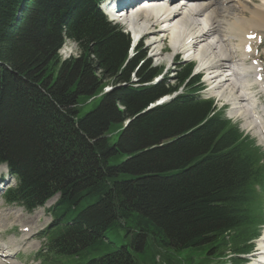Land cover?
Listing matches in <instances>:
<instances>
[{
  "label": "trees",
  "instance_id": "1",
  "mask_svg": "<svg viewBox=\"0 0 264 264\" xmlns=\"http://www.w3.org/2000/svg\"><path fill=\"white\" fill-rule=\"evenodd\" d=\"M99 1L0 0L6 200L33 210L59 195L53 264L241 263L264 225V152L200 97L190 65L152 85L161 70L141 45L128 58ZM66 39L77 58H60Z\"/></svg>",
  "mask_w": 264,
  "mask_h": 264
},
{
  "label": "bare ground",
  "instance_id": "2",
  "mask_svg": "<svg viewBox=\"0 0 264 264\" xmlns=\"http://www.w3.org/2000/svg\"><path fill=\"white\" fill-rule=\"evenodd\" d=\"M157 2L160 3L161 0ZM249 4V0H190L182 6L173 3L171 8L164 5L158 9L144 10L133 17L132 22L134 29L146 30L149 37L166 33H169L172 38L176 36L173 41L171 40L172 50L182 51L187 58L195 57L201 67L207 68L205 82L210 86L208 90L210 95L227 101L231 106V117L243 120L244 128L255 130L264 143V114L259 112L252 94L247 92L250 87L248 82L251 71L241 64L257 49L258 35L255 36V40H248L247 37L264 31V0L261 6L251 8ZM144 5L149 6V1L140 2L138 7L141 8ZM197 26L203 27L202 30L195 31L199 28ZM158 27L161 29L158 30ZM233 38H236V44L235 42L231 44L230 40ZM158 42L155 40L152 43ZM76 47L79 50L77 43ZM248 48H251V54L247 53ZM216 55L220 59L216 60ZM157 56L159 55H153V57ZM239 56L240 59H238ZM228 81L232 82V89L226 85ZM258 85L260 89L263 88L262 82ZM0 169L6 171L5 167ZM50 202L54 201L47 203ZM19 212V210L14 211L13 221L9 223L6 221V224L19 223L21 230L26 232L18 242L13 237L7 242H0V264H18L13 261L16 252L22 249L28 253V249H34L40 245L33 242L32 232L36 229L35 226L33 227V222L31 221L32 225L29 219H26V223H24L25 220L20 222ZM27 241H29L28 244H26ZM257 242L260 253L256 255L258 260L254 261V264H264V230Z\"/></svg>",
  "mask_w": 264,
  "mask_h": 264
},
{
  "label": "rangeland",
  "instance_id": "3",
  "mask_svg": "<svg viewBox=\"0 0 264 264\" xmlns=\"http://www.w3.org/2000/svg\"><path fill=\"white\" fill-rule=\"evenodd\" d=\"M249 1H250L251 4H249L248 6L251 7V8H252V6H254V7L256 6L257 7V5L258 6H261L262 5L261 3H263V0H261V1L260 0H254V1L249 0ZM259 1H260V3H259ZM135 2L139 3L140 0H135ZM256 2H258L259 4H254ZM226 16H228V15H226ZM197 27H199L197 30H200V29L202 30V28H203V27L200 28V26H197ZM124 31L126 32V30H124ZM161 35L155 36V37H150L149 38V42L142 43V47L140 48L139 52L137 53V54H139L140 52L145 51L147 53L146 54V60L147 61H151L150 63H151L152 68H155L157 70H161V73L162 74L160 75V77L158 78V80H161V79L166 80V79H168V81L170 83H172L171 82V79H173V77L175 75L174 68H175V71L176 70L178 71L179 68H181V67H183L184 65H187V64H193V66L195 68H194L192 74L196 75V73H195L196 71L195 70H196V67L197 66H195V63H190V62H192V60L186 61V58H185V55L183 54V52L179 53L180 56L177 59H178V62H180V63L176 64V66H175L174 62H175L176 59L173 58L174 51L172 50L171 44H170V41H169V36L170 35L167 34V33L165 35H163V34H161ZM260 35L262 36L263 43L259 47V54L264 57V53H263V51H264V31L261 32ZM155 40L157 42L160 40L158 42L159 44L158 43L153 44L155 42ZM230 42H231V44L234 43V42L236 44L237 43L236 38L231 39ZM150 44H153V45L151 47H149ZM155 45H157V47ZM136 48L134 49V52H135ZM160 48H163L164 49L163 53L161 55L157 56V57H153V54L155 55L156 51H158ZM134 52L129 53L130 57L134 55ZM76 53H77V47H75V45H73V44H70V43L66 42L64 44L63 48L61 49V51L59 52V55H60V58L62 60H65V59H68V58H76L74 56ZM70 56H73V57H70ZM145 63L146 62H144L143 65ZM241 64L244 65V61L241 62ZM233 71H234V68H233ZM194 75H192V76H194ZM131 78H132V81H135L136 80L133 75H132ZM249 81H250V78H249ZM231 83H232L231 81H228L226 83V85L229 86L230 89L233 88L232 85H231ZM111 84H113V83H109L108 86H107V88H105V89L106 90H109L110 87H111ZM201 85L203 87H205V90L201 93V97L204 98V99H213L214 102H215V104L219 108L225 106L226 107V117L229 118V119L233 118L232 119V122L237 123L240 126V129L244 132V134H246V135L250 136L251 138H253L256 141V146L260 147L261 150L264 151V143L261 142L262 141V137L259 135L261 137V139H260V137L257 135V133L255 132V130H252V132H249V131L245 130V128L243 126V120L240 121V119L237 118V117H231V115H230L231 106L229 108V106H228L229 103H227V101H225L223 99H219L216 96L210 95V92H208L209 89L207 88V87H210V86L208 85L207 82H206V84L205 83H202ZM105 89H104V91H105ZM249 90H251V92H254L255 91L256 94H258L255 86H253V87L251 86V89L249 87L248 91ZM257 96H259V95H257ZM259 101L261 102L262 109L264 110V98L263 97L260 98ZM93 105H94V103L83 105L82 106V109H81V115H83L86 112H88L93 107ZM246 129H248V128H246ZM117 139L118 138H117L116 135H113L112 136V141H116ZM0 166H3V165H0ZM0 172H2V171H0ZM3 178L5 179L6 182L3 181V182L0 183V188L2 187L1 190H0V194L2 192H4V190L7 187H10V186H13L14 185V181L11 180L8 176L4 175ZM51 198L56 201V199L54 198V196H52ZM52 199H50V200H52ZM54 203L50 202V203H47L43 208H40V209L38 208V209L34 210L33 212H27V211L23 210L22 208H20L19 206H16V205H7L6 203H4V201L2 200V198H0V209L1 210H12L10 212H13L15 210H19L20 211L19 214L22 213L21 216H20L21 217L20 218V222L21 221L24 222V220H25L24 223H26L27 220L29 219L28 221L30 222V224H31V221H32L33 222L32 223L33 224V227L34 226L36 227V229H34L33 231L35 233L38 232V235L35 236V238H33V239H35V240H33V242H40V246L39 247H36L34 249H28L29 250L28 253H25L22 249L19 250L16 253V255L14 256V258H13L14 259V262H17L18 264H41L42 261L37 259L36 254L45 245L46 240H45V238H43L40 235V232L42 230H44L50 224V222H51V217L47 213V210L50 208L49 206L51 204L53 205ZM1 212L3 214L4 213H6V214H4L3 215V218L0 219V221H1L0 222V240L7 242L10 237H13V238H16L15 241L18 242V240H20L24 235L22 233H19L18 234V232L20 231V227L19 226H14V225H21V224H19V223L15 224L14 223V225H12V224L7 225L6 224L7 223L6 221H8V223L10 221H13L12 219H14L15 215L13 213H12V215H10L9 212H3V211H1ZM7 213H9V214H7ZM6 216H8L9 218L6 217ZM3 220H5V221H3ZM10 226H14V227H11L10 228ZM1 227H3V228H1ZM28 242L29 241H27L26 244H28ZM257 244H258V242H257Z\"/></svg>",
  "mask_w": 264,
  "mask_h": 264
},
{
  "label": "snow or ice",
  "instance_id": "4",
  "mask_svg": "<svg viewBox=\"0 0 264 264\" xmlns=\"http://www.w3.org/2000/svg\"><path fill=\"white\" fill-rule=\"evenodd\" d=\"M250 38L254 39L255 37H250ZM249 50H251V49H249Z\"/></svg>",
  "mask_w": 264,
  "mask_h": 264
},
{
  "label": "clouds",
  "instance_id": "5",
  "mask_svg": "<svg viewBox=\"0 0 264 264\" xmlns=\"http://www.w3.org/2000/svg\"><path fill=\"white\" fill-rule=\"evenodd\" d=\"M71 57V56H70ZM69 59V58H68Z\"/></svg>",
  "mask_w": 264,
  "mask_h": 264
}]
</instances>
